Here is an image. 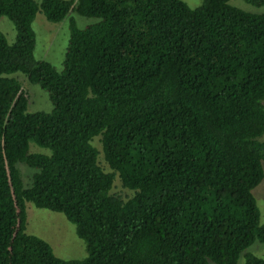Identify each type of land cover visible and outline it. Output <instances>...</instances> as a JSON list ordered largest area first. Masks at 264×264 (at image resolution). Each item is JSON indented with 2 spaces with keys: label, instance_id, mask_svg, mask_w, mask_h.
Here are the masks:
<instances>
[{
  "label": "trees",
  "instance_id": "trees-1",
  "mask_svg": "<svg viewBox=\"0 0 264 264\" xmlns=\"http://www.w3.org/2000/svg\"><path fill=\"white\" fill-rule=\"evenodd\" d=\"M229 2L0 0L16 30L0 31V264H264L246 252L264 244V14ZM38 13L69 19L62 72L35 57ZM15 73L51 112H28ZM28 202L74 224L86 257L28 234Z\"/></svg>",
  "mask_w": 264,
  "mask_h": 264
},
{
  "label": "rangeland",
  "instance_id": "rangeland-1",
  "mask_svg": "<svg viewBox=\"0 0 264 264\" xmlns=\"http://www.w3.org/2000/svg\"><path fill=\"white\" fill-rule=\"evenodd\" d=\"M40 3L41 0H35ZM189 7H199L203 0H182ZM230 5L254 14H264V6L257 8L245 3L243 0H230ZM79 28L95 23L94 18L82 17L78 14H71ZM36 32L35 57L38 60H44L51 63L58 72L63 71V61L66 48L70 38V22L66 19L60 23L48 21L44 14L38 13L33 24ZM0 31H2L10 44L16 40V30L12 22L7 17L0 19ZM12 77L16 78L28 93V112H51L54 108L48 93L43 91L39 85L31 84L21 73H15ZM30 152L49 154L46 148L37 146L34 142L30 143ZM102 165L106 164L103 157H100ZM21 171L23 181L26 186L30 185L31 176L34 170L22 163L17 164ZM114 193L121 196H127L129 192L117 181L115 183ZM257 205L261 213V223H264V183H260L253 191ZM27 210V233L42 238L50 244L55 255L59 258L71 260H82L86 257V247L83 240L76 234V227L60 213L45 209L36 208L32 203H26ZM246 252L255 254L264 259V244L255 242ZM238 264H244L243 254Z\"/></svg>",
  "mask_w": 264,
  "mask_h": 264
}]
</instances>
